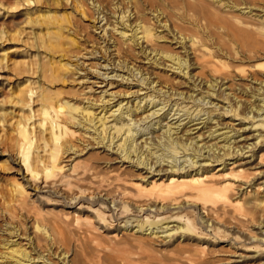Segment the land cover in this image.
Wrapping results in <instances>:
<instances>
[{
  "label": "bare ground",
  "instance_id": "1",
  "mask_svg": "<svg viewBox=\"0 0 264 264\" xmlns=\"http://www.w3.org/2000/svg\"><path fill=\"white\" fill-rule=\"evenodd\" d=\"M26 1L31 2V0ZM60 1L63 2V0ZM46 2L47 4L59 3L58 0H46ZM67 2L70 4L68 6L71 8L70 11L62 10L61 13L56 14L46 10L39 18L46 30L38 32L37 38L39 44L51 57L39 67L40 74L45 76L49 73L50 80H55L59 76L64 77V73L70 70L80 69V64H85L83 59L79 61L84 53H79V40L76 37L81 36L87 26L81 24L80 20H75L72 11L91 18L96 10L95 18L100 16L105 21L104 24L99 25L102 26V32L108 33L107 26L114 29H111V33L107 35L108 43L105 48L99 45L100 50L103 48L104 51L109 52L111 64L125 66L130 71L129 74L133 76L139 73L136 80L152 87L154 92L162 91L166 97L184 95V98L191 99V101H203L205 97H210V94H215L217 86L215 96L230 102L228 108L224 107L225 112L232 113L231 116L252 120L248 127L249 133L243 137L244 140L240 144L232 143L231 139L235 140L241 135L239 129L245 130L246 128L243 129L241 126L234 128L233 124H230L231 128L228 131L234 130L233 133H226L223 136L230 142L223 144V147H218L215 143L201 147V149L207 148L206 160L209 163L214 161L216 163L211 166L201 163L197 165L198 157L203 154L200 148L193 149L190 147L191 141L179 140V137L174 138L171 124H162L166 115L160 116L141 128L140 136L148 128L151 129L146 134L150 135L137 141L136 134L139 129V127L136 128L137 124L158 110L156 108L144 113L145 106L140 113L136 112L141 108L144 100L148 103L156 102V94L145 93L134 102L127 100L125 103L128 104L130 101L131 104L125 107L121 101H118L116 105L119 110L117 116L119 124L116 122L114 127H110L114 131L108 130V135H102L103 146L111 149L114 147L115 151L120 154L118 156L123 157V161L126 158L129 160V165L121 166L119 171L110 170L106 175L91 172L89 174L91 180L88 182L97 185V188L101 187V184H107L120 190L121 200L112 199L117 208H127L130 204V209L142 210L147 214H141L142 217H137L135 220L125 219L123 224L117 226L119 228H116L117 231L107 224L108 214L94 206L89 210L92 214L91 219L80 218L76 211L70 208L64 211L49 208V211L46 210L50 213L49 217H44L48 224L44 221L46 225L44 223L42 226L38 225L37 212L34 211L32 214L24 212V217H22L27 219L25 225L28 232L21 233L17 225H8L11 229L0 226V230H8L12 234L11 237L26 240L21 243L20 240L17 241V238H6L3 246L6 245L7 250L2 258H8L14 264H24L25 260L29 261V264L32 262L34 264L37 262L43 264H230L236 262L264 264V217L254 219V222L257 221L258 226L256 227H260L256 232L251 224L247 225L245 217H239L235 212L243 208L246 213L253 214L256 207L262 205L264 208V29L262 27L253 29L246 20L233 15L227 17L219 15L211 8L208 0H64L62 5ZM2 3L0 0V4ZM232 5L237 4L232 2ZM116 7L120 8L119 14L116 16L111 14L115 17L112 20L110 13H115L113 8ZM148 10V14L155 16L159 25L171 26L174 38L177 39L178 36L185 42L184 56L166 51L164 56L171 62L166 65L176 70L177 73L188 74L194 82L197 79L193 87L198 89L205 87L204 94L198 91L193 95L194 88L191 86L186 95L187 91L179 90L178 86L174 85L168 77L160 78L159 75L142 69L141 65L139 66L129 57L132 48L125 46L123 42L122 38L126 36L125 30H120L118 37L114 36L115 23L120 22L123 28L127 29V26L130 28L131 40L137 39L139 43L138 39L144 38V42H147L154 33L148 18L144 17ZM131 12L135 13L134 19H130ZM127 20L129 23H126ZM39 21L33 20L35 23ZM138 33L141 35L139 36ZM141 48L142 52L147 55L153 53L152 61L161 64V61H158L161 56L157 58L156 55L163 50H157L154 47L147 48V43L144 46L141 45ZM189 54L193 56L192 62H190ZM54 55H57L56 62L52 61ZM65 57L76 58L74 59L76 61L72 62L70 58L65 59ZM108 59H103L107 62L106 64L98 62L99 67H106L110 64ZM86 64H89L88 68H94L91 67L90 62ZM194 64L207 68L208 72L205 77H200L195 73L191 74L189 66ZM144 68L147 67L144 66ZM97 73L109 79L108 73ZM112 75L119 76L120 74ZM228 80L233 82V88L242 90V94H237L234 90L224 92L225 89H231L232 85L229 84L219 90ZM27 85L22 89L20 87L19 91L14 92L11 97L13 106L18 110L15 112V117L7 120L5 130L2 129L4 133L0 134V141L4 146L14 148L18 162L25 170L26 179L28 183H34L35 191L46 188L49 192H62L70 187L73 180H85L86 178L84 174L87 168L84 167L80 171L77 169L79 160H74L72 155H65L64 158L63 154L68 150L74 151L72 153L76 152L75 145L70 139L75 132L72 126L75 123L79 125V117L88 123L93 121L94 116H91L88 108L91 103L86 106L79 105L81 92L69 91V99L66 97L63 99L59 91L40 90L36 94V100L39 102L37 110L29 107L26 114H21L18 112L19 109L22 110L24 106L30 105L36 92L33 86ZM164 87L167 89L162 90ZM82 90L84 89L81 88L80 91ZM90 90L91 86L87 85L82 93ZM106 92V89H102L99 94L88 95L85 98L92 101L102 100ZM243 92L245 97H243ZM197 94H199L198 97ZM93 97L95 98L92 99ZM174 104L176 102L171 105ZM196 106L190 112V107H179L177 104L172 114L183 110L189 122L200 118V112L207 110V119L214 118L209 116V109ZM194 110L196 112L192 114ZM11 111L12 109L0 110V123H4V116ZM100 119H97V122ZM177 119L179 120V117ZM103 123L105 122L102 121L99 125L102 126ZM80 124L83 126L82 123ZM99 125H94L92 128L100 135L106 129ZM156 126L157 130H155ZM99 127L100 130H98ZM162 127L165 128L161 129ZM39 140L41 144L37 143ZM153 147L156 150H153ZM39 149L43 152L42 154H39ZM141 149H144L146 153ZM6 150L4 148L0 150V153L6 154ZM220 150H223L222 153ZM6 155L9 157V154ZM92 155L90 153L89 159L94 162L105 161L98 156L92 158ZM181 156L185 157L177 163ZM161 162H166V165L160 166ZM156 163L158 166H155ZM122 164L123 162L120 165ZM139 165L146 168V174L136 176L133 173L134 167L139 169ZM154 170L155 173L148 175L149 171ZM13 183V188H9L13 195L14 201L12 202H16L18 207H21L22 198H26L28 193L21 181L14 179ZM79 189L85 191L86 188ZM36 197L33 200L37 199ZM28 209L27 212L32 211L31 208L30 211ZM162 212L172 213L164 216L161 215ZM129 221H135V224L131 225V228H136L135 238L132 241H128L126 237L119 234L122 225L126 227ZM168 222L175 224L169 225ZM162 223L166 224L162 226ZM199 226H203L206 231L198 230ZM159 231L164 234L160 242L155 245L153 237ZM38 233L42 236L40 237ZM177 233L185 237L188 242L172 246L173 240L170 241V239ZM217 233H220V236ZM227 234H231L232 237L228 238ZM71 236L77 240L76 246H70L71 250H64L60 253L57 251L58 248L54 249L53 244H56L57 240L62 241L66 246L69 245ZM102 236L108 241H102ZM42 237L49 246H41ZM165 238H167L166 241H163ZM222 241L235 249L230 251L228 257L225 258L219 257L218 254L222 250L215 247ZM132 242L134 243L129 244ZM21 245L26 246L21 247ZM29 246L30 249L27 250ZM239 247L242 251L238 252L236 250ZM32 250L33 255H31ZM207 255H211L212 263H206L210 258L204 259ZM53 257H57V261H54Z\"/></svg>",
  "mask_w": 264,
  "mask_h": 264
},
{
  "label": "rangeland",
  "instance_id": "2",
  "mask_svg": "<svg viewBox=\"0 0 264 264\" xmlns=\"http://www.w3.org/2000/svg\"><path fill=\"white\" fill-rule=\"evenodd\" d=\"M1 1L3 2L2 3L3 5L0 4V110L12 109V111L4 116L5 118L4 123L3 122L0 123V134L4 133L2 129L5 130V127L7 126V120L11 117H15L16 116L15 112H17L18 110V108L14 107L12 104L11 97L13 93L18 92L20 87L21 89L22 87L25 88V85L27 84H28L27 86L29 85L33 86L36 92L34 93L35 94L33 98L34 100L30 101V105L24 106L22 110L19 109L18 112H20L21 114H26L29 110V107H31L32 110L36 111L37 108L39 107L38 105L39 102L38 100H36V94L40 90H45L48 92L59 91L60 97H62L63 99H65V97L69 99L70 97L68 95L69 91L81 92L80 93L81 102L79 105L86 106V104L91 103V106L88 108L91 112V116H94L93 121L90 123L86 122L85 119L79 117L80 123H82L83 126H81L80 123L79 125L75 123L72 126L75 132L74 135L70 138L72 140V143H74L75 145L74 150H76V152L72 153L74 151L68 150L66 153L63 154V157L65 155H72L74 156V160H79L77 169H79L80 171L83 170L84 167L87 168L84 175L88 180L86 178L85 180H78V181L73 180L70 187H67V189H65L62 192H52V191L49 192L46 191V188L39 191H35L34 183L33 184L28 183V179H26L25 170L20 165V162H18V158L16 157L14 148L10 146L6 147L4 146L3 142L0 141V150L6 148L7 150L5 152H7L6 154H9L8 157V155L6 154L2 155L0 153V226H2V228L11 229L8 225L10 226L17 225L19 227V231L20 232L22 231L21 233H26L28 232V229L26 228L25 225L27 219L25 220L23 218L24 214L25 213L32 214V212L34 211L37 212L38 225L42 226L45 222L47 223V219L45 218H48L50 213L46 212V210L49 211V208H53L59 211H64V209L70 208L72 210H75L77 216H79L80 218L88 217L89 219H91L92 214L90 213L89 210L93 206L98 207L99 209H102L105 214H108L106 222L107 224H109V226H111L113 230H117L116 229L118 228L117 226L123 224L125 219L133 218L135 220V218L137 219V217L138 218L142 217L141 214H147V213H143L142 210H138V209L135 210L133 208L130 209L131 208L130 204H128L127 208H117V206L113 203L112 199L115 201L121 200L122 194L120 190L107 184H101V187L97 188V185L88 182L91 180V178H89L90 176L89 174L91 172L92 174L100 173L102 175H106L107 173H109L108 171L110 170L119 171L120 170L119 168H121V166L124 167L125 165H129V160L126 158L123 161L122 160L123 157L121 158L120 156H118L120 154H118V151L117 152L115 151L114 147L111 149L106 146H103L102 135H108L109 133L108 130H110V132L114 131V129L110 127H114V124L117 122V116L119 115V110H117L116 104L118 101H121L123 107H125L131 104L130 101L134 102L138 100L145 93L156 94L157 95V97H155L156 102L148 103L147 100H144V102L141 103V108H139V110L136 112V113H140V111L143 110V107L145 106H146L145 108L146 111L144 113H148L152 109H156V108L158 110L152 116L144 119V121H141V123L139 122V124H137L136 128L139 127V129H137L138 133L136 134L137 141H140V139H143L150 135V134H146V132L149 131V129H151L148 128V130H145L144 133L140 136V134L142 133V131H140L141 128H143L145 125L149 124L153 120L159 118L160 116L166 115V118L162 121V124L163 125L168 123L171 124L172 130L174 132L172 136L174 138L179 137V140H184L187 142L191 141L190 147H192L193 149L200 148L203 154L198 157L197 165L201 163V164H208L207 166H211L212 164L216 163L215 161L209 163V161L206 160L207 157H205V155L207 153V148L201 149V147H204L205 145L209 146L211 143L217 144L218 147H223L222 146L223 144H227L228 142H230L223 138L224 134L233 133L234 130L228 131L231 128L229 126L230 124H233L234 128H238L239 126H241V128L243 129L246 128L245 130L239 129L241 135L237 136L235 140L231 139L232 143L240 144L241 141L244 140L243 137L247 135V133H249L248 127L252 120L249 119L248 121L240 116H231L232 113L225 112L224 107L228 108L230 102L228 103V101L224 99H220L215 96L217 91V86L215 87V94L214 93L210 94V97H205L203 101H191V99L189 100L188 98H184L183 97L184 95L183 96L170 95L171 97H166L164 96V94H162L163 93L162 91L160 93L154 92L152 91V87H149L147 84H142L140 81L136 80L137 76H139V73H137V76H133L132 74H129L130 71L125 66L111 64L112 60L108 56L109 52L104 51L103 48H105V46L108 43L107 35L111 33L110 31L112 28L110 29L109 26H107L108 33L106 34L102 32V26L99 25L104 24L105 21L104 19L102 20L100 16L97 19L95 18L97 16L96 10H94L95 14L94 15L92 14L94 16L91 17L92 19L89 17H84L80 13L72 11L74 15V19L80 20L81 24L83 23V25L87 26V29L82 31L81 36L78 34L79 36L76 37V39L79 40L78 42V45L80 46L79 53H84V56L80 58L79 61H82L83 59L85 61V64L84 65L80 64L79 65L80 69L78 70L73 69L64 73L65 74L64 77L59 76L55 80H50V78L48 77L49 73H46L45 76H43L39 72V67L42 64L46 63L47 61H49V59L51 58L50 54H48L45 51V48L39 44L40 42L38 41L37 38L38 32H44L46 30L45 25H43V23H40L39 18L41 14L44 13L46 10H49V12H53L56 14L61 13L62 10L70 11L71 8L68 7L70 5L69 2H67L65 5H62L64 0L63 2L58 0L59 2L58 4H53V3L47 4L46 0H31V2H27L26 0H1ZM208 1L210 3L211 8L219 15L224 17L233 15L234 17H239L243 20H246L247 24L253 29L259 27H262V29H264V0H229V2L227 0H208ZM232 2H235V4L237 5H232ZM119 9L120 8L118 7L113 8L115 13L114 12L110 13V15L111 14H115V16L118 15ZM146 13L147 14L144 17L148 18V21L151 24L153 28L152 30L154 32L152 37L147 42H144V38L138 39L139 43L137 42V39L131 40L130 28L128 26L127 29L123 28L120 22L115 23L116 31H114V36L118 37L119 34L118 32L120 30H125L126 36H124L122 39H124L123 42H125V46H131L132 48L129 57L133 59L134 62L136 61L135 62L136 64H138L139 66L141 65L142 69L149 70L154 75L156 74L159 75L160 78L168 77L169 79L172 80L174 85L178 86L179 90L187 91L186 92L187 95L190 87L191 86L193 87V84L197 83L198 80L196 79V82H194L193 78L189 77L188 74L183 75L182 72L180 73L175 72L176 70L166 65V63L170 64L171 62L164 56L166 51L176 52L177 54H181L184 56L185 50L183 48V45L185 42L181 40L178 36L177 39L173 37V32L171 31L170 25L167 27H163L158 24V21L156 20L155 16H152V14H148L149 10ZM110 17L112 20H114L115 18L112 15ZM134 17H135V13L131 12L130 19L131 18L134 19ZM33 20H38L39 23H35L33 22ZM128 21L129 20H127L126 23H129ZM110 26H112V24H110ZM138 35L140 36L141 33H138ZM146 43H147V48L154 47L157 50H163L161 51V53L156 55L157 58L161 56V58H159L158 60L161 61V64L152 61L153 58H151V56L153 53L147 55L144 52H142L141 45L144 46ZM99 45H103L102 50H100ZM90 50L91 51L95 50L97 52L93 53ZM192 57H193L192 54H189L190 62L193 61ZM67 58H70L72 62L76 61L74 60L76 58L72 59L71 57H65V59ZM104 58L106 60L109 58L108 62L110 64H107L106 67H99L98 62H101V64L107 63L106 61L103 60ZM56 60H57V55H54L52 61L56 62ZM88 62H90V64L92 65L91 67H94L93 69L88 68L89 64H86ZM144 66H146L147 68H144ZM189 71L191 72V74L195 73V75H198L200 77H205L208 72L207 68H202V66H196V64L190 65ZM97 72L108 73L107 76L109 77V79L105 78L104 75L98 74ZM114 73L120 75L114 76L112 75ZM152 73L151 76L153 75ZM228 84L232 85V87L231 89H225L224 92L234 90L237 92V94H242V90L240 91L238 88L236 89L233 88L234 87L233 82L229 80L226 81L225 84H223V86H221L219 90L223 89ZM87 85L91 86V90L82 93V91L86 90ZM81 88H83L84 90L80 91ZM193 88H194L193 95H195L198 91L203 94L205 92V87H203L202 89H198L197 87H193ZM102 89L107 90L106 92L107 94L103 95L104 98L102 100L98 99L96 101H92L91 99L85 98V96L88 95L95 96L96 94H99L100 90ZM165 89H167V87L162 88V90ZM93 90H95L94 91L96 92L95 94H93L94 93ZM137 90L138 92L136 93ZM199 94H197L196 96L198 97ZM229 96H231V94H229ZM243 97H245L244 92H243ZM94 98L95 97H93L92 99ZM167 99L168 101H166ZM127 100H130L128 104L125 103ZM70 101L72 102L73 100ZM164 101L167 102L166 105H164L165 104ZM173 102H176V104L172 106L171 104ZM155 103L157 104L155 105ZM177 104L179 105V107L180 106L190 107V112L195 108L196 105H198L196 106L197 108L200 107L207 108L209 109L210 112L209 116L211 115L214 118L207 119L208 113L206 112L207 110H205V112H200V118H196L195 120L188 122V116H186V114L183 113V110H180L178 113L172 114L175 107H177ZM161 106L163 107L160 108ZM171 107L173 108L172 110L170 109ZM195 112L196 111L194 110L192 114L193 113L195 114ZM178 117L179 120L177 119ZM97 119H100V121L97 122ZM102 121L105 123H103V125L101 126L99 124ZM117 124H119V122H117ZM94 125H99L100 127H103L106 130H103V132H101L99 135V133L96 130H94V128H92L94 127ZM100 127L98 128V130L101 129ZM164 128L165 127H162L161 129ZM155 130H157V126ZM37 133H38V129H37ZM116 138L117 137H115V139ZM248 141H250V139ZM37 143L41 144L42 142L41 140H39L37 141ZM144 149H141V151ZM153 150H156V148L153 147ZM38 151L39 154L43 153L42 151H40V149ZM222 151L223 150H220L221 153ZM144 152L146 153L145 150ZM209 152L211 153V151ZM90 153L93 154L92 158L98 156L101 157L102 159H105V161L99 160L97 162H94L93 160L89 159ZM183 157L185 156H181L179 161H177V163L182 161L184 159ZM151 158H153V156H151ZM121 162H123L122 165H120ZM159 165L164 166L166 165V162H161V164ZM185 165L187 168V162L185 163ZM155 166H158V163H156ZM153 167L151 168V170L153 169ZM145 170H146L145 167L139 165V169H137V167H134L133 173L136 176L142 174L144 175L147 173ZM152 173H155V170L152 172L149 171L148 175ZM14 179L21 181V183L23 184V186L25 187L28 193L26 198H22L21 207H18L16 202H12L14 201L12 199L13 195H12V191L9 188L11 189L13 188L12 184H14L13 183ZM82 184L83 186H81ZM82 187L86 188L85 191H80L79 188ZM33 192L34 193L37 192V194L34 195ZM36 195H38V197H36ZM35 197L37 198L35 199L36 202L35 200H33V198ZM126 201L128 200L126 199ZM77 207L78 209H76ZM27 208H29L28 211H30V208L32 211L27 212L26 211ZM235 212L239 217L242 216L245 217L247 219L245 220L247 225L251 224L254 231L256 232L259 231L260 227H256L258 225H257V221L254 222V219L256 218L261 219L264 217V208H262V205L256 207L254 209L253 214L246 213L245 210H243V208H241V210L239 208ZM171 213L172 212H162L161 215L168 216ZM8 218H10L11 220ZM167 218H171V217H167ZM5 223L7 225H5ZM46 223L44 225H46ZM168 223L169 225L175 224L171 222ZM134 224L135 221L134 222L129 221L127 222L126 227H123L122 225L119 234L122 237H126L128 241H132L133 238H135L134 230L136 228L135 227L131 228V225ZM165 224L166 223H162V226ZM197 229L202 232L206 231L203 228V226H199ZM155 234L156 235L153 237V242L156 245V243L160 242L164 233L159 231ZM217 234L218 236H220V233ZM11 235L12 234H10L8 230H2V229L0 230V264H7V263L14 264L13 262H10V259L2 258L3 253H6L5 251L7 250L6 245L3 246L5 239L17 238L15 236L11 237ZM39 236L41 237L42 234L41 235L39 234ZM102 237H103L102 241L105 242L108 241L106 237L104 236ZM227 237L230 238L232 236L231 234H227ZM43 238L44 237H42L41 239V241L43 240V242H40V244L42 243L41 246L42 247L49 246L46 243V240H44ZM166 239L167 238H165V240L163 241H166ZM19 240L21 241V243L26 241L24 239L21 240V238H19L17 241ZM76 241H77L76 238L71 236L69 240L70 243L69 245L66 246L62 241L57 240L56 244H53V247L54 249L58 248L57 251L61 253L64 250L67 251L68 249L71 250L70 246H74V245L76 246ZM170 241L173 242L171 244L172 246L174 245L176 246L179 243L188 242V240L185 237L183 238V236L179 235V233L174 235V237L170 239ZM239 242L241 243L242 241ZM65 243L67 244V242ZM133 243L134 242L129 244H133ZM126 245L128 246V244ZM25 246L26 245H21V247H25ZM215 247L217 249L222 250V252L218 254L219 257L222 258L228 257L230 251H233L234 249L229 245H227L225 241L219 242ZM133 248L134 250H137L135 247ZM28 249H30V246L27 248V250ZM236 251L238 252L242 251V248L239 247L237 248ZM161 252H163V250ZM213 254H215V252ZM31 255H33V250L31 251ZM209 257L211 258V255L205 256L204 259ZM210 258H209V262L206 263H210L211 262L210 260H213L212 258L211 259ZM52 259H55L54 261H57L56 260L57 257L56 258L53 257ZM24 264H29V261L25 260ZM31 264H34V262H32ZM36 264H43V263L37 262ZM230 264H254V262H236Z\"/></svg>",
  "mask_w": 264,
  "mask_h": 264
}]
</instances>
